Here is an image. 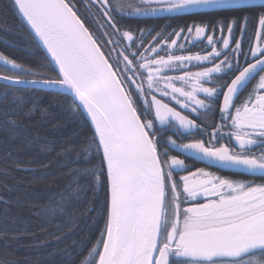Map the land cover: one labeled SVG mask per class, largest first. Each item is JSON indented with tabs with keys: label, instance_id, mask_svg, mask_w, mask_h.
Listing matches in <instances>:
<instances>
[{
	"label": "snow or ice",
	"instance_id": "1",
	"mask_svg": "<svg viewBox=\"0 0 264 264\" xmlns=\"http://www.w3.org/2000/svg\"><path fill=\"white\" fill-rule=\"evenodd\" d=\"M12 4L34 33L35 46H42L50 59L46 65L26 64L0 50V81L5 82L0 134L55 156L47 164L33 162L41 168L59 163L66 179L47 196L16 202L39 220V231L0 225V264H264V0ZM178 16L201 20L171 32L170 25L146 30L121 23ZM90 18L99 36L87 26ZM189 37L204 48L191 53L185 47ZM241 55L245 66L239 64ZM253 81L247 97L237 103ZM60 96L65 100H57ZM214 106L220 123L209 126L201 110L212 112ZM64 117L73 125L67 132ZM33 121L57 136L33 131ZM165 132L171 135L164 137ZM225 137L228 142L222 143ZM172 150L260 182L205 168L189 171ZM178 171L187 175L176 179ZM198 197L205 202H196ZM94 211L104 226L86 255L79 239L53 247L70 238L80 216ZM3 215L12 226L23 221L7 208ZM29 236L28 247L36 254L21 260L13 242Z\"/></svg>",
	"mask_w": 264,
	"mask_h": 264
},
{
	"label": "trees",
	"instance_id": "2",
	"mask_svg": "<svg viewBox=\"0 0 264 264\" xmlns=\"http://www.w3.org/2000/svg\"><path fill=\"white\" fill-rule=\"evenodd\" d=\"M81 12H84L83 8H81ZM200 20V17L193 16H178L171 19L165 17H136L125 18L121 20V23L133 27L139 26L146 30L152 28L159 30L161 27L170 25V27H167V31L171 32L172 29H178L186 24L190 25L193 21L198 23ZM101 23H103V20H101ZM87 26L90 30L95 31L97 36L100 35V32L96 30L95 19L90 18ZM255 28V24L250 26L243 45L244 51L248 50V39L253 36ZM145 34L147 35V32ZM153 35H155L154 32ZM237 36L239 37L238 33ZM148 39L150 40L151 37H148ZM198 44L196 43L193 48ZM0 50L14 57L17 62L26 64L38 62L41 65H46L49 61L42 49L35 46L34 37L20 18L18 11L14 9L12 0H0ZM114 55L115 53H113ZM243 57L241 55L238 59ZM48 74L55 75V72H49ZM3 86L4 84L0 83V88ZM48 99V97H45L44 102L47 103ZM57 100L63 101L65 97L60 96ZM141 105L138 101V106ZM148 118L151 119L152 117L149 116ZM62 119L65 123H68L66 117ZM30 127L33 131L47 132L50 139L57 136V133L52 132L43 123L37 125L36 121H33ZM72 127L73 125L68 123V128L64 131L67 132ZM34 160L47 164L49 160L55 161L56 157L47 156L35 148H29L20 139L11 140L0 134V225L8 223L10 228L14 227L16 229H22L27 225L32 231H39L37 227L39 220L27 208L18 207L16 202L30 199L36 194L47 196L54 192L58 185L64 183L66 177L62 173L59 163L48 168H41L39 163L33 162ZM101 198H103V193H101ZM100 203L101 201H96L97 206ZM85 207H91V203L78 206V210ZM5 208L10 211L12 216L23 217V221L12 226L10 220H6L3 215ZM103 226L104 219L97 212L82 215L79 217L78 227H76L70 238L67 241H62L59 245L54 244L53 247H62L64 243H71L72 239H79L84 241V247L80 251L86 255V249L92 247L99 238ZM49 230L54 231L53 228ZM30 243V236L13 242V249L17 251L19 259L23 260L25 256H35L36 250L28 247ZM3 251L4 249L0 246V252Z\"/></svg>",
	"mask_w": 264,
	"mask_h": 264
},
{
	"label": "flooded vegetation",
	"instance_id": "3",
	"mask_svg": "<svg viewBox=\"0 0 264 264\" xmlns=\"http://www.w3.org/2000/svg\"><path fill=\"white\" fill-rule=\"evenodd\" d=\"M188 50H190V52L191 51L193 52V50H196V47L193 48V44H192V45H190ZM239 64H240V66H245V57L239 59ZM225 79L230 82V77H227ZM257 79H258V77H257ZM255 83H256V81H253L252 84H250L247 89H245L244 91H242L239 94V99L237 100V103H240V101H242L243 99H245L247 97L248 93L251 91V89L255 85ZM222 102H223V97L221 95L219 100L217 101V103L218 104H222ZM181 112L184 115H188L189 118H195V116H193V114H191L189 111H186V112L181 111ZM200 118L203 119L209 126H211L213 123L219 124L220 123V112H219L218 107L214 106L212 112H205L204 110H201V117ZM156 124H157V127L159 128L160 127L159 123L156 122ZM209 130H211L210 127H209ZM224 131L227 132L228 129H224ZM168 135H171V132H165L163 134L164 137H166ZM204 138L207 139L208 138L207 135H205ZM185 142H187V141H185ZM221 142L222 143H227L228 142L227 137H225V139L222 140ZM171 154L179 155V157L181 159H185L186 164L189 166L188 167L189 171H195L198 168H205L207 171H211V172H213V173H215L217 175L224 176V177H229V178H232V179H235V180L248 181V180L255 179L256 182H260V178L259 177H252V176H250L248 174L240 173V172H237V171H234V170H227V169H221V168L214 167V166H209L206 163L201 162V161H199L197 159L186 157L179 150H172ZM181 175H187V172L178 171V172L174 173V176L176 177V179H179V176H181ZM196 202L204 203L205 199L203 197H198ZM189 203H192V202H189ZM183 206H188V205L185 204Z\"/></svg>",
	"mask_w": 264,
	"mask_h": 264
},
{
	"label": "rangeland",
	"instance_id": "4",
	"mask_svg": "<svg viewBox=\"0 0 264 264\" xmlns=\"http://www.w3.org/2000/svg\"><path fill=\"white\" fill-rule=\"evenodd\" d=\"M189 39H190V43H186V45H185V47H186V49H188L189 47H190V45H192L193 44V46L196 44V43H199L198 45H196L195 47H196V50H193V52L191 51V53H196L197 51H200V50H202L203 48H204V43H201L200 41H198V40H194V39H192L191 37H189ZM181 43H184V41L182 40V41H180ZM206 43V42H205ZM141 50H143V49H141ZM161 54H163V53H161ZM177 54H181V53H179V52H177ZM182 54H189L188 53V51H185L184 53H182ZM147 55V54H146ZM8 67H10V66H8ZM193 70H195V69H193ZM170 75H174V74H178V73H169ZM156 95H157V98H162V97H160V95H159V93H156ZM163 100H164V102H168L169 103V105L171 106V107H175L176 108V110L177 111H184V112H186V110H183V109H181L180 107H179V105H176L175 104V101H170V98H168V97H163L162 98ZM141 104H142V100H138ZM182 113V112H181ZM157 123H158V121H157Z\"/></svg>",
	"mask_w": 264,
	"mask_h": 264
},
{
	"label": "water",
	"instance_id": "5",
	"mask_svg": "<svg viewBox=\"0 0 264 264\" xmlns=\"http://www.w3.org/2000/svg\"><path fill=\"white\" fill-rule=\"evenodd\" d=\"M19 16H20V15H19ZM20 18L22 19V21L24 22V24L26 25V27L28 28V30L30 31V33L32 34V36L34 37V33L31 31L30 26H28L27 23H26V21L23 20L22 16H20ZM40 48L42 49V51L44 52V54L46 55V57H47L48 59H50V57H48V55H47V53H46V50L43 49L42 46H41ZM0 63H2V62H0ZM0 83L5 84V82H3V81H0Z\"/></svg>",
	"mask_w": 264,
	"mask_h": 264
}]
</instances>
